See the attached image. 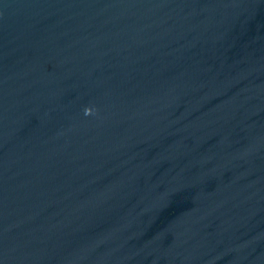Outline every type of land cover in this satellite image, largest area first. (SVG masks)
<instances>
[{"label":"water","instance_id":"obj_1","mask_svg":"<svg viewBox=\"0 0 264 264\" xmlns=\"http://www.w3.org/2000/svg\"><path fill=\"white\" fill-rule=\"evenodd\" d=\"M0 264H264V0H0Z\"/></svg>","mask_w":264,"mask_h":264},{"label":"clouds","instance_id":"obj_2","mask_svg":"<svg viewBox=\"0 0 264 264\" xmlns=\"http://www.w3.org/2000/svg\"><path fill=\"white\" fill-rule=\"evenodd\" d=\"M91 114V109L90 108H86L85 109V115H90Z\"/></svg>","mask_w":264,"mask_h":264}]
</instances>
